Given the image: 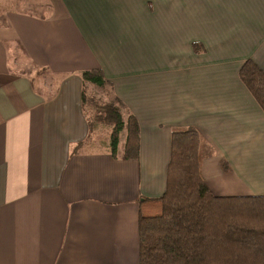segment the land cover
<instances>
[{
  "label": "crops",
  "instance_id": "obj_1",
  "mask_svg": "<svg viewBox=\"0 0 264 264\" xmlns=\"http://www.w3.org/2000/svg\"><path fill=\"white\" fill-rule=\"evenodd\" d=\"M19 2L0 3V264H138L174 129L206 143L212 193H264V111L238 76L264 71V0ZM98 68L138 122L136 158L90 131L80 73Z\"/></svg>",
  "mask_w": 264,
  "mask_h": 264
},
{
  "label": "trees",
  "instance_id": "obj_2",
  "mask_svg": "<svg viewBox=\"0 0 264 264\" xmlns=\"http://www.w3.org/2000/svg\"><path fill=\"white\" fill-rule=\"evenodd\" d=\"M193 48L201 50L196 43ZM238 76L264 111L263 69L249 58ZM80 77L85 117L90 120L89 105L94 118L110 128L102 142L113 156L136 158L139 125L114 94L111 81L99 68L82 71ZM96 88L109 92L111 99L97 104ZM205 151L195 128L172 130L165 189L158 197L140 199L138 264H264V193H212L202 174Z\"/></svg>",
  "mask_w": 264,
  "mask_h": 264
},
{
  "label": "rangeland",
  "instance_id": "obj_3",
  "mask_svg": "<svg viewBox=\"0 0 264 264\" xmlns=\"http://www.w3.org/2000/svg\"><path fill=\"white\" fill-rule=\"evenodd\" d=\"M3 1L5 2L6 8H8L9 10H17V9L26 10L27 8H30L25 3H20L19 0H3ZM29 1H36L40 5L38 7V10H34L35 14H44L45 13V10L41 9V8H42V6H44L46 4V2L48 4V0H29ZM0 3H1V0H0ZM40 3H42V4H40ZM163 50H165V49H163ZM193 50H194V48H193ZM167 53H168V51H167ZM96 89L97 90H95V92L100 95V97L95 98L98 100L97 104H100V103L103 104L105 101L108 102L111 99L110 98L111 95L109 92H107L101 88H96ZM87 110H88L87 114L89 115V119L92 121L90 124H91V131L93 132V135H94L93 138L96 137L100 141H102V140L106 141L108 136H109L110 128L108 126L103 125L102 122H99L94 118L93 112L91 111L89 105L87 107ZM121 149H122V142H120V144H119V150L121 151ZM205 153H207V152L205 151Z\"/></svg>",
  "mask_w": 264,
  "mask_h": 264
}]
</instances>
